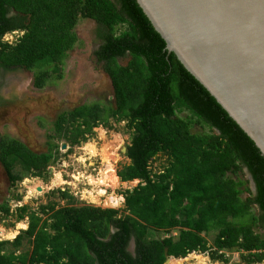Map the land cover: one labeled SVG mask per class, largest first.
Returning <instances> with one entry per match:
<instances>
[{
	"label": "trees",
	"instance_id": "obj_1",
	"mask_svg": "<svg viewBox=\"0 0 264 264\" xmlns=\"http://www.w3.org/2000/svg\"><path fill=\"white\" fill-rule=\"evenodd\" d=\"M80 18L96 23L100 45L93 53L110 78L114 101L83 103L59 113L53 136L77 144L94 135L98 125L110 126V119L126 121L129 164L118 176L139 182L121 193L125 213L120 215L113 208L49 204L41 207L50 213L42 218L20 206L16 221L27 217V228L0 241V264H166L165 248L168 264L195 252L227 263L224 250L241 251L245 264L264 262V237L254 230L264 227V157L165 50L136 0H0V74L35 70L36 88L45 85L50 71L61 78ZM14 31L22 32L14 43L3 41ZM126 57L125 65L118 62ZM57 149L58 144H50L37 153L0 135V164L11 184L25 176L43 177ZM158 153L167 155L168 166L156 174L149 161ZM243 168L254 184L253 192L245 188V199L240 197L244 182L227 175ZM0 212L9 213L7 202ZM152 232L164 237L149 239ZM210 232L215 233L212 244L205 238ZM25 238L29 251L16 255ZM7 245L13 250L3 252Z\"/></svg>",
	"mask_w": 264,
	"mask_h": 264
},
{
	"label": "rangeland",
	"instance_id": "obj_2",
	"mask_svg": "<svg viewBox=\"0 0 264 264\" xmlns=\"http://www.w3.org/2000/svg\"><path fill=\"white\" fill-rule=\"evenodd\" d=\"M95 28L96 23L91 20L80 18L77 21L74 28L77 41L67 52L64 65L61 67V78L57 76L58 72L50 71L51 77L42 88H36L33 84L35 70L0 74L2 98L0 135L16 139L37 153L49 150L50 144H58L56 159L50 163L43 177L25 176L11 184L0 164V204L7 202L9 206L8 214L0 212V229L4 231L0 241L12 240L21 230L27 228V217L16 221L17 208L20 206H27L29 212H36L42 218L50 213L49 211L43 213L41 207L49 204H55L56 209L70 205L113 208L119 210L120 215L124 212V199L121 193L133 189L139 182L138 180L124 182L118 176V172L129 164L125 152L131 132L126 127V121L115 122L110 119V126L98 125L93 128L94 135L87 141H80L77 144H70V141L64 138L53 136L54 122L59 113L83 103L100 102L108 105L114 101L110 78L93 53L100 45L95 36ZM21 34L22 32L16 31L7 33L3 41L14 43ZM127 61L128 57L118 59L122 65ZM63 144L65 148H62ZM90 146H93V152H90ZM108 165L116 174L112 178L117 181L115 188L102 187L95 182ZM167 166L168 158L163 153H158L149 161L152 173L163 172ZM13 171L19 173L20 167L14 165ZM227 175L244 182L240 194L242 199L249 196L245 188L254 191L253 181L245 168ZM37 185L42 187L40 191L35 190ZM253 211L256 213L257 209L253 207ZM20 222L24 226L19 227ZM254 230L264 237V227L257 226ZM178 232L174 229L171 234L177 237ZM162 237H164L162 232H152L148 235L149 239ZM214 237L213 232L205 236L208 244H212ZM29 245L25 238L22 246L15 250V254L28 252ZM12 250L13 247L7 245L3 252ZM223 252L228 258L227 263L211 260L207 253L195 252L196 254L172 264H245L241 259V251ZM198 256H203L205 261L198 263L196 260Z\"/></svg>",
	"mask_w": 264,
	"mask_h": 264
},
{
	"label": "water",
	"instance_id": "obj_3",
	"mask_svg": "<svg viewBox=\"0 0 264 264\" xmlns=\"http://www.w3.org/2000/svg\"><path fill=\"white\" fill-rule=\"evenodd\" d=\"M136 2L165 41V50L215 98L264 157V0ZM164 253L168 264L167 248Z\"/></svg>",
	"mask_w": 264,
	"mask_h": 264
},
{
	"label": "bare ground",
	"instance_id": "obj_4",
	"mask_svg": "<svg viewBox=\"0 0 264 264\" xmlns=\"http://www.w3.org/2000/svg\"><path fill=\"white\" fill-rule=\"evenodd\" d=\"M93 146H90V152H93ZM99 173V172H98ZM116 174L114 173V171H113V169H112V167L110 166V165H108L107 167H106V169H105V171L102 173V174H100V177L95 181L96 182V184H98L99 186H107V187H110V186H112V187H114L115 188V186L117 185V181H114L112 178H114V176H115ZM91 178V177H90ZM92 181V180H91ZM94 181V180H93ZM94 182V183H95ZM29 183V182H28ZM93 183V184H94ZM90 184V183H89ZM91 185V184H90ZM37 187H39V188H41L42 189V187L40 186V185H37V186H35V190H37ZM34 191V190H33ZM18 225H19V227L22 225V226H24V224L23 223H18ZM6 235V234H5ZM0 236H4V231H3V229H0ZM3 238V237H2ZM189 255H193V254H189ZM188 255V256H189ZM197 261H198V263H203L204 261H205V258L203 257V256H198L197 257V259H196ZM196 263V262H195Z\"/></svg>",
	"mask_w": 264,
	"mask_h": 264
},
{
	"label": "clouds",
	"instance_id": "obj_5",
	"mask_svg": "<svg viewBox=\"0 0 264 264\" xmlns=\"http://www.w3.org/2000/svg\"><path fill=\"white\" fill-rule=\"evenodd\" d=\"M16 32H20V31H16ZM139 181V180H138Z\"/></svg>",
	"mask_w": 264,
	"mask_h": 264
}]
</instances>
